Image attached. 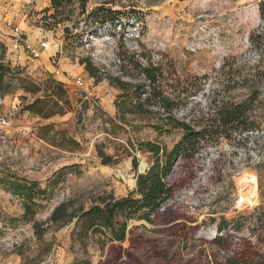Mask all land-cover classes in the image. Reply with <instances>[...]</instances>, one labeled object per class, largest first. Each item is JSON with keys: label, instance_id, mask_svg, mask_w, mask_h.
Here are the masks:
<instances>
[{"label": "rangeland", "instance_id": "obj_1", "mask_svg": "<svg viewBox=\"0 0 264 264\" xmlns=\"http://www.w3.org/2000/svg\"><path fill=\"white\" fill-rule=\"evenodd\" d=\"M262 1L87 0L82 13L79 0L58 10L51 0H0V264H224L247 241L264 254L254 212L264 206ZM98 8L107 9L105 21L91 23ZM139 64L160 69L172 116L195 129L206 124H196L198 112L249 97L260 127L214 135L178 159L174 191L152 223L141 213L118 216L126 256L107 232L85 235L75 220L49 218L62 203L86 210L100 198L126 197L154 160L140 144L170 150L180 141L183 133L165 126L164 111L148 100ZM135 85L145 88L138 100ZM38 98L44 110L67 98L70 109L45 117L24 110ZM18 186L31 194L26 219Z\"/></svg>", "mask_w": 264, "mask_h": 264}, {"label": "trees", "instance_id": "obj_2", "mask_svg": "<svg viewBox=\"0 0 264 264\" xmlns=\"http://www.w3.org/2000/svg\"><path fill=\"white\" fill-rule=\"evenodd\" d=\"M68 0H51V5L55 10H58L63 5V2ZM71 1V0H69ZM87 0H79V6L82 13L85 11ZM109 4V2H103V5ZM102 9L92 10L87 18L91 19V23L102 24L105 20L100 15ZM110 11V10H108ZM260 15L264 19V0L259 7ZM106 13V12H105ZM85 63V62H82ZM139 73L144 77V80L148 83L149 87V99L152 100L153 106L160 108L164 111L163 121L165 126H168L171 130L181 131L182 137L170 150H162L158 144L151 142H145L140 144L141 149L150 152L153 155V163L143 174H139L136 177L135 191L129 193L126 197L115 199L113 197L100 198L98 202L89 206L86 210L79 209L69 211L66 203L58 205L50 215L49 221L51 223H61V225L70 224L75 220V227L79 228V233L87 234L101 233L110 235V242L112 244L117 243L118 254L129 256L128 250H124L123 242L126 238V223L119 222L118 216L123 215L125 220H129L133 215L141 213V219H144L148 223H152L153 217L161 207V204L167 200L174 191V184L169 181V177L172 173L174 164L180 158H186L198 150L201 144H204L212 139L214 135H222L227 131H248L252 129H259V123L256 117H253V103L255 100L247 98L241 102L225 101L215 106L212 110V114H204L198 112L197 122L205 121V126H201L199 130L195 129L190 122L179 120L172 116V110L175 107L172 99L164 96L159 90V84L162 79V73L158 67L152 65L141 66L138 65ZM121 88L124 89L122 82ZM133 88L136 91V99L138 100L140 95L145 93L143 85H135ZM44 102L39 98L33 102L27 104L24 110L30 114L45 117L55 113H61L65 107L70 109L69 102L64 99L63 104L59 105L57 101H53L49 109L54 112H48L50 110H44ZM64 105V106H63ZM141 103L137 102L133 107L134 109H141ZM196 121V120H195ZM195 124V125H196ZM99 157L102 159L103 164H109L111 159L105 156L100 151ZM133 165H136V159L132 160ZM21 187L20 191L25 193L24 199V214L23 218H27L32 215L30 211L31 194L28 187ZM39 193L43 194L44 191ZM133 194L136 196L133 197ZM258 215L255 216V223L261 230H264V206L258 207L254 210ZM36 233L42 235L44 230H39L37 224L33 225ZM220 238L215 239V243H218ZM115 255L113 257H116ZM224 264H264V254H261L251 241H247L242 245L239 252L234 253L232 256L225 258Z\"/></svg>", "mask_w": 264, "mask_h": 264}, {"label": "built area", "instance_id": "obj_3", "mask_svg": "<svg viewBox=\"0 0 264 264\" xmlns=\"http://www.w3.org/2000/svg\"><path fill=\"white\" fill-rule=\"evenodd\" d=\"M12 35L15 38L14 44H13V48L15 50H18L21 47L22 40L20 38V33L18 32V29L17 28L14 29V32H13ZM44 48H46V44L45 43H41L40 44V49H44ZM27 49L30 50V53H31V55L33 57H38L39 56V52H38L39 49H36L34 47H29V46L27 47ZM80 83H81V78H78L76 80V84H80Z\"/></svg>", "mask_w": 264, "mask_h": 264}]
</instances>
